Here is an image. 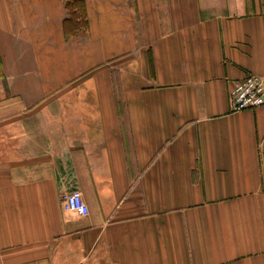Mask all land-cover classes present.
Here are the masks:
<instances>
[{
	"label": "crops",
	"instance_id": "crops-1",
	"mask_svg": "<svg viewBox=\"0 0 264 264\" xmlns=\"http://www.w3.org/2000/svg\"><path fill=\"white\" fill-rule=\"evenodd\" d=\"M250 73L264 0H0V264H264Z\"/></svg>",
	"mask_w": 264,
	"mask_h": 264
},
{
	"label": "built area",
	"instance_id": "built-area-1",
	"mask_svg": "<svg viewBox=\"0 0 264 264\" xmlns=\"http://www.w3.org/2000/svg\"><path fill=\"white\" fill-rule=\"evenodd\" d=\"M229 103L233 110L259 108L264 113V75L250 73L236 81L229 91ZM63 204L69 211L82 215L90 213V207L80 189L64 194Z\"/></svg>",
	"mask_w": 264,
	"mask_h": 264
}]
</instances>
